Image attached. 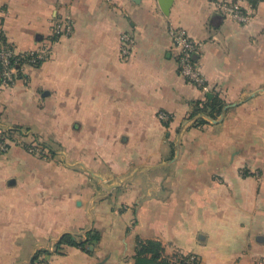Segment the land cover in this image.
Returning a JSON list of instances; mask_svg holds the SVG:
<instances>
[{
  "label": "crops",
  "instance_id": "obj_1",
  "mask_svg": "<svg viewBox=\"0 0 264 264\" xmlns=\"http://www.w3.org/2000/svg\"><path fill=\"white\" fill-rule=\"evenodd\" d=\"M219 1L174 0L167 16L159 0H0L17 53L50 49L13 86L0 74V127L18 143L0 153V264H35L40 249L50 264H137L148 240L170 259L264 264V0H242L245 24ZM61 18L73 32L54 39ZM170 24L200 43L208 93L180 74ZM214 95L223 115L194 126ZM92 229L91 253L56 252Z\"/></svg>",
  "mask_w": 264,
  "mask_h": 264
},
{
  "label": "built area",
  "instance_id": "obj_2",
  "mask_svg": "<svg viewBox=\"0 0 264 264\" xmlns=\"http://www.w3.org/2000/svg\"><path fill=\"white\" fill-rule=\"evenodd\" d=\"M217 8L227 18L240 23H247L251 19V12L242 5V0H222L217 3ZM73 32V24L67 18H61L52 27L53 37L69 36ZM169 35L173 46L178 51V65L180 74L192 85L202 92L208 93L210 87L204 77L200 65V43L190 36L187 30L175 24L169 25ZM121 57L129 59L133 53L135 39L130 34L121 36ZM49 47L40 48L24 53H17L9 43L0 38V69L1 84L5 87L13 86L23 73L26 65H39L49 56ZM159 118L163 123H170L171 116L166 112H160ZM17 134L0 127V153L8 152L17 143ZM30 137V136H29ZM20 140V139H19ZM32 140V151L47 155L49 151L36 140ZM52 254H41L35 264H50ZM172 264H201L195 254H175L171 258Z\"/></svg>",
  "mask_w": 264,
  "mask_h": 264
},
{
  "label": "trees",
  "instance_id": "obj_3",
  "mask_svg": "<svg viewBox=\"0 0 264 264\" xmlns=\"http://www.w3.org/2000/svg\"><path fill=\"white\" fill-rule=\"evenodd\" d=\"M0 38L8 43L0 32ZM59 39V37H54ZM1 74V69H0ZM23 73H20L19 79H21ZM18 79V80H19ZM17 80V81H18ZM226 104L219 96H213L212 98L207 97L205 101L197 102L194 105V111L189 118H193L197 115H201L195 122L194 126H204L209 124L211 121L217 120L221 117L225 111ZM101 239L100 232L95 229L86 232L84 237H77L74 234H64L56 243V252H61V247L64 245L74 246L81 248L82 250L91 253V248L96 247ZM41 254H51L47 249H40L34 257V261ZM137 264H172L171 259L162 254L160 243L148 240L147 242H138L137 252Z\"/></svg>",
  "mask_w": 264,
  "mask_h": 264
},
{
  "label": "water",
  "instance_id": "obj_4",
  "mask_svg": "<svg viewBox=\"0 0 264 264\" xmlns=\"http://www.w3.org/2000/svg\"><path fill=\"white\" fill-rule=\"evenodd\" d=\"M174 0H159L160 7L165 15L170 14L171 7ZM93 249V247L91 248Z\"/></svg>",
  "mask_w": 264,
  "mask_h": 264
},
{
  "label": "rangeland",
  "instance_id": "obj_5",
  "mask_svg": "<svg viewBox=\"0 0 264 264\" xmlns=\"http://www.w3.org/2000/svg\"><path fill=\"white\" fill-rule=\"evenodd\" d=\"M49 253H51L50 251H49ZM52 254V253H51Z\"/></svg>",
  "mask_w": 264,
  "mask_h": 264
}]
</instances>
